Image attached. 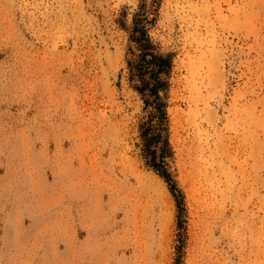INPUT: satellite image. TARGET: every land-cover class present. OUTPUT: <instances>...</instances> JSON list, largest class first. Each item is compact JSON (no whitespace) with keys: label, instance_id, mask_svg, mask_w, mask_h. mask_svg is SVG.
Segmentation results:
<instances>
[{"label":"rangeland","instance_id":"1","mask_svg":"<svg viewBox=\"0 0 264 264\" xmlns=\"http://www.w3.org/2000/svg\"><path fill=\"white\" fill-rule=\"evenodd\" d=\"M142 5L173 193L128 79ZM0 264H264V0H0Z\"/></svg>","mask_w":264,"mask_h":264},{"label":"trees","instance_id":"2","mask_svg":"<svg viewBox=\"0 0 264 264\" xmlns=\"http://www.w3.org/2000/svg\"><path fill=\"white\" fill-rule=\"evenodd\" d=\"M147 13H151L150 9L142 5L132 19L129 34L131 57L127 60L128 79L147 112L145 120L140 124L142 154L146 163L169 184L173 193L175 187L164 161L171 153L166 136L167 113L164 95L169 86L167 78L172 59L169 53L159 52L151 40L147 26L153 19L149 18ZM177 204L179 206V201Z\"/></svg>","mask_w":264,"mask_h":264}]
</instances>
